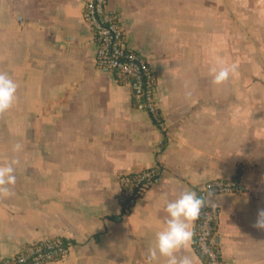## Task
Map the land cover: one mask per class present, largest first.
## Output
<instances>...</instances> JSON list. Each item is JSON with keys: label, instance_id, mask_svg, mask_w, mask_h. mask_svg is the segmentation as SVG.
Segmentation results:
<instances>
[{"label": "crops", "instance_id": "crops-1", "mask_svg": "<svg viewBox=\"0 0 264 264\" xmlns=\"http://www.w3.org/2000/svg\"><path fill=\"white\" fill-rule=\"evenodd\" d=\"M81 7L28 0V78L14 66L16 99L0 111V163L15 161L16 177L0 191V258L60 236L70 249L51 264H146L165 199L235 177L239 190L208 197L221 257L264 264V0H106L154 71L163 129L96 66ZM221 61L236 71L216 83L208 67ZM154 163L160 182L122 213L118 174ZM182 254L202 264L192 242Z\"/></svg>", "mask_w": 264, "mask_h": 264}, {"label": "built area", "instance_id": "built-area-1", "mask_svg": "<svg viewBox=\"0 0 264 264\" xmlns=\"http://www.w3.org/2000/svg\"><path fill=\"white\" fill-rule=\"evenodd\" d=\"M82 16L94 44L96 66L130 87L134 107L145 111L152 122L164 127L155 98V74L144 54L127 45L125 34L115 12L108 10L106 0H82ZM162 169L157 163L118 174V202L127 213L135 202L160 182ZM240 189L235 177L215 178L202 182L195 190L205 204L193 221L192 244L202 264H224L214 231L217 208L208 197ZM70 244L60 236H46L21 247L13 255L0 258V264H51L68 253Z\"/></svg>", "mask_w": 264, "mask_h": 264}, {"label": "clouds", "instance_id": "clouds-1", "mask_svg": "<svg viewBox=\"0 0 264 264\" xmlns=\"http://www.w3.org/2000/svg\"><path fill=\"white\" fill-rule=\"evenodd\" d=\"M236 71L235 64L225 62L212 63L208 73L216 83L228 79ZM17 83L4 72H0V111L13 105L16 99ZM15 161L0 163V191H8L7 185L15 183L13 164ZM205 202L194 190L185 189L174 199H165L164 211L167 213L163 226L155 233L154 246L147 249L146 264H151L157 256L166 258L164 264H194L190 254L177 255L182 249L190 248L193 227L192 222L200 215ZM254 227L264 229V208H259L254 220Z\"/></svg>", "mask_w": 264, "mask_h": 264}, {"label": "rangeland", "instance_id": "rangeland-1", "mask_svg": "<svg viewBox=\"0 0 264 264\" xmlns=\"http://www.w3.org/2000/svg\"><path fill=\"white\" fill-rule=\"evenodd\" d=\"M9 4L18 11L16 18L9 15L6 6L13 9ZM14 66L18 67L16 76L20 84L24 85L28 78V0H0V72L11 77Z\"/></svg>", "mask_w": 264, "mask_h": 264}, {"label": "trees", "instance_id": "trees-1", "mask_svg": "<svg viewBox=\"0 0 264 264\" xmlns=\"http://www.w3.org/2000/svg\"><path fill=\"white\" fill-rule=\"evenodd\" d=\"M160 129H163V128H160Z\"/></svg>", "mask_w": 264, "mask_h": 264}]
</instances>
